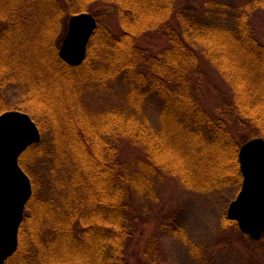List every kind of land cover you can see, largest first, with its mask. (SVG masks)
Masks as SVG:
<instances>
[{
    "label": "trees",
    "instance_id": "16d2710c",
    "mask_svg": "<svg viewBox=\"0 0 264 264\" xmlns=\"http://www.w3.org/2000/svg\"><path fill=\"white\" fill-rule=\"evenodd\" d=\"M176 1L0 0L5 23L0 32V115L11 108L3 91L9 86L25 90L27 106L19 109L32 116L42 133L53 135L54 147L50 150L43 141L20 158L33 196L19 248L6 264H129L127 197L145 191L153 182L150 177L176 176L198 193L240 191L242 144L234 126L247 120L257 130L254 137H264V44L250 23L252 11L264 0L237 8L210 0L200 14L176 10ZM99 4L117 12L122 33L99 21L86 61L70 66L59 56L62 27L69 17ZM38 7L49 12L44 22L36 19ZM33 20L41 25L35 35L28 31L35 28ZM151 31L162 32L169 41L155 55L137 44ZM36 43L40 47L32 59L37 68L32 70L21 59L30 58V46ZM204 61L233 88V98L223 100L214 114L202 102ZM47 62L56 77L49 74ZM94 83H123L129 104L91 111L83 94ZM151 98L162 102L158 123L143 114ZM123 140L144 148L148 159L121 163ZM45 177L48 184L41 187Z\"/></svg>",
    "mask_w": 264,
    "mask_h": 264
},
{
    "label": "rangeland",
    "instance_id": "374dc122",
    "mask_svg": "<svg viewBox=\"0 0 264 264\" xmlns=\"http://www.w3.org/2000/svg\"><path fill=\"white\" fill-rule=\"evenodd\" d=\"M208 1L210 0H177L176 10L186 9L200 14ZM213 1H222L234 8L253 2V0ZM262 6L252 11L250 23L256 38L264 44V7ZM39 7L44 8L40 4ZM39 7L35 11L36 19L39 20L43 17L41 22H44L49 12L39 10ZM81 13L93 15L98 22L101 21L117 35L122 33L118 14L112 6L99 4L93 6L91 12ZM30 14L31 12L27 13V15ZM71 17L68 18L66 24L64 23L61 30L60 39L62 37L63 41L68 34ZM33 21L35 28L32 26V29L28 31H32V34L35 35V32H40L41 25L38 23L39 21L37 23L35 20ZM4 25L5 23L0 19V32ZM137 44L155 55L167 48L169 41L162 32L151 31L141 35L137 39ZM36 45L40 47V43L30 46L32 52L30 58L21 56L23 62L27 59L26 64L32 70L37 68L36 62L32 59ZM204 62L203 66L207 74L202 85V102L205 108L214 114L223 100L233 98V88L215 67L208 61ZM41 64L40 70L46 71L47 69L43 68L45 64L39 61L40 66ZM48 66L51 70L49 72L51 77H56L54 66L51 63H48ZM25 93V90L19 88L16 92L12 86L3 91L5 102L11 106L3 113L16 110L29 114L25 110L19 109L22 105L27 106ZM83 100L94 112L122 107L125 106V103L129 104L128 99L126 100V88L123 83H109L104 86L94 83L84 91ZM161 107V100L157 101L151 98L144 103L143 114L154 123H158ZM242 121L244 125H242L243 123L235 125L233 129L242 146L254 138H264L254 137L257 134L256 128L247 120ZM40 132L42 134L41 142L46 141L49 145L53 143L51 133H42L41 129ZM53 148V145L49 146L50 150ZM119 157L121 163L131 162L135 159L144 161L148 159L144 148L127 140L121 142ZM150 179L153 182L149 187L147 186L145 191L140 190L138 194L130 193L127 197L131 218V236L126 242V259L129 264H264V237L259 241L253 240L242 233L236 221L228 218L229 207L236 200L241 189L238 192L228 189L223 192L205 194L188 190L176 176L164 175L162 178L150 177ZM42 184H48L47 177L42 178L41 187ZM46 186L50 188V185ZM41 192L46 194L44 187Z\"/></svg>",
    "mask_w": 264,
    "mask_h": 264
},
{
    "label": "water",
    "instance_id": "95a60500",
    "mask_svg": "<svg viewBox=\"0 0 264 264\" xmlns=\"http://www.w3.org/2000/svg\"><path fill=\"white\" fill-rule=\"evenodd\" d=\"M97 25V18L89 13L70 18L59 52L65 63L79 67L85 62ZM41 140L40 129L29 114L13 110L0 115V264H6L19 248L20 229L33 196L31 178L20 158ZM239 161L244 179L228 218L238 223L242 233L259 241L264 236V138L244 144Z\"/></svg>",
    "mask_w": 264,
    "mask_h": 264
}]
</instances>
